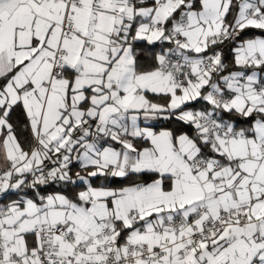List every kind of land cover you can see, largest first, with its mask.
I'll use <instances>...</instances> for the list:
<instances>
[{
	"label": "snow or ice",
	"instance_id": "snow-or-ice-1",
	"mask_svg": "<svg viewBox=\"0 0 264 264\" xmlns=\"http://www.w3.org/2000/svg\"><path fill=\"white\" fill-rule=\"evenodd\" d=\"M0 264H264V0H0Z\"/></svg>",
	"mask_w": 264,
	"mask_h": 264
}]
</instances>
